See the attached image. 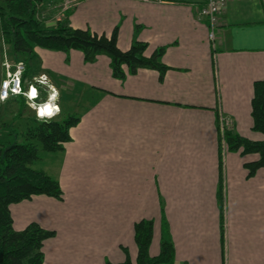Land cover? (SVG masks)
<instances>
[{
	"label": "crops",
	"instance_id": "obj_1",
	"mask_svg": "<svg viewBox=\"0 0 264 264\" xmlns=\"http://www.w3.org/2000/svg\"><path fill=\"white\" fill-rule=\"evenodd\" d=\"M61 1H41L46 22H56L46 5ZM203 2L80 0L64 13L73 28L116 29L121 50L134 41L147 44V55L161 49L162 72L117 79L105 55L86 63L77 50L8 52L26 65V81L46 74L59 106L78 119L64 150L51 153L62 198L10 206L15 230L37 223L55 232L43 264H118L126 254L134 262L142 219L154 223L149 254L167 239L173 264H264V167L248 177L243 164L257 155L235 151L219 164V116L236 134L263 139L252 130L251 99L264 80V0L226 1L214 51L198 14Z\"/></svg>",
	"mask_w": 264,
	"mask_h": 264
},
{
	"label": "trees",
	"instance_id": "obj_2",
	"mask_svg": "<svg viewBox=\"0 0 264 264\" xmlns=\"http://www.w3.org/2000/svg\"><path fill=\"white\" fill-rule=\"evenodd\" d=\"M41 1L0 0V31L14 55L30 57L35 48L63 53L77 50L83 54L86 63H92L97 56L105 55L109 59L111 73L117 79H123L127 73L133 74L139 69L160 72L166 69L159 60L162 50L147 55L145 42L134 41L128 49L121 50L117 45L116 29L106 35L88 28H73L66 19L52 23L39 19L36 16V3ZM27 73L23 79L27 78ZM45 96L46 93L41 90V98ZM17 98L24 99L18 96L8 100L7 104L16 101L26 106L24 100ZM251 118L252 130L262 134V140H249L231 130L219 136L220 141L225 142V152L235 151L241 156L257 155L255 160L243 164L248 177L264 167V80L254 83ZM77 121L74 115H61L60 110L48 118H35L34 124L28 125L20 134V141H8L0 149V264H43L44 242L52 238L55 232L37 223H30L20 231L15 230L10 206L38 195L62 198L57 180L43 170L34 169L32 164L39 159L38 145L47 153L62 152L70 140L69 129ZM222 158V149L219 147L220 168ZM153 225L151 219H142L134 224V242L137 247L135 261L132 262L126 254L124 261L118 264H173L174 248L167 239L160 241L157 254H149Z\"/></svg>",
	"mask_w": 264,
	"mask_h": 264
},
{
	"label": "built area",
	"instance_id": "obj_3",
	"mask_svg": "<svg viewBox=\"0 0 264 264\" xmlns=\"http://www.w3.org/2000/svg\"><path fill=\"white\" fill-rule=\"evenodd\" d=\"M142 2L150 3L158 0H139ZM227 0H204L203 6L199 10V18L205 20L208 29V41L213 51L216 47V30L219 26V19L222 15ZM80 0H62L57 4L48 3L47 9L55 10L59 15H63L66 11L75 7ZM42 5L41 2L36 3L37 16L39 19L45 20V13L40 12ZM2 79L0 81V102H6L15 97H23L28 103L29 107L33 110L37 119H44L51 117L59 112L58 95L55 87L50 83L47 75L41 74L33 76L26 81L23 75L26 72V65L21 61H11L7 54H4L2 61ZM41 90L46 93L44 99L41 98ZM42 99V100H41ZM50 105L53 109L51 115L43 113V109ZM219 128L221 134L225 131L232 130L231 119L221 115L219 116ZM223 154L226 150L225 142L222 141Z\"/></svg>",
	"mask_w": 264,
	"mask_h": 264
},
{
	"label": "rangeland",
	"instance_id": "obj_4",
	"mask_svg": "<svg viewBox=\"0 0 264 264\" xmlns=\"http://www.w3.org/2000/svg\"><path fill=\"white\" fill-rule=\"evenodd\" d=\"M37 17L40 18L39 16ZM64 17H65L64 14L61 16L58 14L57 11L55 12L54 19L56 21L60 19H64ZM8 52H11V50L8 44L4 42L1 31H0V81L2 79L1 64L3 61L4 54H7V57L10 59V57L8 56ZM29 79L30 78H28V80ZM50 83L53 86H55L51 80H50ZM55 89H56V93L58 95V100H59V92L56 87ZM59 110L61 112V115L67 114L66 105L64 106L62 104ZM35 118H36L35 114L31 112L30 107L28 106L26 107L16 102H13L10 104L0 102V149L4 146L6 142L9 141V139H12V138L14 139V140H11V142L15 141L16 139L20 141V134L23 133V131L26 129L28 125L34 124ZM38 150H39V159L32 164V167L34 169L43 170L46 173L50 174L51 173L50 167L53 164L52 160L54 156L51 153H47L43 151L40 145H38ZM1 157L2 155L0 152V159ZM0 168H1V164H0Z\"/></svg>",
	"mask_w": 264,
	"mask_h": 264
},
{
	"label": "bare ground",
	"instance_id": "obj_5",
	"mask_svg": "<svg viewBox=\"0 0 264 264\" xmlns=\"http://www.w3.org/2000/svg\"><path fill=\"white\" fill-rule=\"evenodd\" d=\"M45 109H49V110L51 111L53 108H52L51 106H49V105H48V106H46V108H45ZM45 109H43V110H42V111H43V113H45V111H44ZM52 111H53V110H52ZM47 115H49V114H47Z\"/></svg>",
	"mask_w": 264,
	"mask_h": 264
},
{
	"label": "snow or ice",
	"instance_id": "obj_6",
	"mask_svg": "<svg viewBox=\"0 0 264 264\" xmlns=\"http://www.w3.org/2000/svg\"><path fill=\"white\" fill-rule=\"evenodd\" d=\"M44 111L51 115V111L49 109H45Z\"/></svg>",
	"mask_w": 264,
	"mask_h": 264
}]
</instances>
